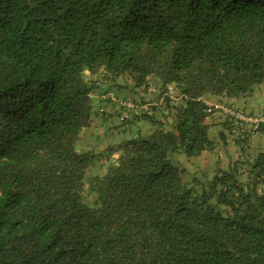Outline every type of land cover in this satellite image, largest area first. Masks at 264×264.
<instances>
[{
	"label": "trees",
	"instance_id": "obj_1",
	"mask_svg": "<svg viewBox=\"0 0 264 264\" xmlns=\"http://www.w3.org/2000/svg\"><path fill=\"white\" fill-rule=\"evenodd\" d=\"M150 76L154 129L86 145L92 94ZM263 87L264 0H0V264H264V123L214 134L207 105Z\"/></svg>",
	"mask_w": 264,
	"mask_h": 264
},
{
	"label": "crops",
	"instance_id": "obj_2",
	"mask_svg": "<svg viewBox=\"0 0 264 264\" xmlns=\"http://www.w3.org/2000/svg\"><path fill=\"white\" fill-rule=\"evenodd\" d=\"M129 82V81H128ZM260 89H256L252 94L248 96H241L235 99H229L228 101L234 103L236 107H242L247 110L256 109L259 111L264 107V95H257L255 93L260 92ZM264 91V87L262 88ZM148 91V92H146ZM262 91V92H263ZM174 92V91H173ZM261 93V92H260ZM156 94V89L154 86L148 87L147 90L135 88L132 84L126 83L125 79L118 78L116 81L105 82L101 88L97 91V93L92 94L94 99L95 108L105 110V116L107 118H102V116L97 115V113L92 116V124L88 129L87 134L83 137L84 143L87 144H96L99 139L106 140L105 145L110 146L116 143H119L127 138L136 136L137 130L146 132L154 129V125H152L148 120H146L143 116L145 113L151 114L153 111L150 105L153 103L149 100L154 98ZM174 94L177 95L175 92ZM258 97L254 101L249 102L248 99L251 97ZM175 100L174 104H180L182 102L181 98H173ZM118 100H131L135 103V107L130 111L131 122L130 125L121 123L119 121V115L121 109L118 104ZM207 100H213L212 98ZM173 102H171L172 104ZM164 105V104H163ZM240 105V106H239ZM146 107V108H145ZM150 108V109H149ZM163 109V107H161ZM149 109V111H147ZM173 110V109H172ZM172 110L165 108L163 112L161 110H157L156 114H159V118L164 121H172ZM221 112H217L212 118L210 122L212 123V133H217L219 131H225L222 124L219 123L221 117ZM226 138L228 141V147H222L221 143L217 144V151L222 155L225 154V149H227V153L238 155L235 152L238 151L237 144L233 141L231 136L226 134ZM218 140V139H217ZM222 149V152L219 149ZM264 148V135L263 136H254L249 141V152L250 154H257ZM107 149V148H106ZM216 152V151H214ZM214 152H206L200 157H195L192 159L191 163H188L185 155L180 154L178 156L179 161L186 166V164H198V160L202 158L208 157V162L206 159L200 163L198 169L203 168L204 165L208 166L214 157ZM223 157V156H222ZM209 163V164H208Z\"/></svg>",
	"mask_w": 264,
	"mask_h": 264
},
{
	"label": "built area",
	"instance_id": "obj_3",
	"mask_svg": "<svg viewBox=\"0 0 264 264\" xmlns=\"http://www.w3.org/2000/svg\"><path fill=\"white\" fill-rule=\"evenodd\" d=\"M118 104L120 107L125 109H131L135 107V103L131 100H118ZM207 105L208 111L211 114L221 111L222 113L233 118L235 122V128L238 133L257 134L261 124L264 123V111H261L256 115H249L223 102H208Z\"/></svg>",
	"mask_w": 264,
	"mask_h": 264
},
{
	"label": "rangeland",
	"instance_id": "obj_4",
	"mask_svg": "<svg viewBox=\"0 0 264 264\" xmlns=\"http://www.w3.org/2000/svg\"><path fill=\"white\" fill-rule=\"evenodd\" d=\"M149 79H150V84L151 85H153L154 86V88L156 89V80L154 81L153 80V76H150L149 77ZM125 81H126V83H130V84H132V80H131V78H129L128 80H126L125 79ZM129 81V82H128ZM133 85V84H132ZM156 86V87H155ZM137 88H139V87H137ZM140 89H144V88H140ZM99 90V88L97 89V91ZM174 91V90H173ZM172 91V93H171V95H172V97L174 98L175 96H176V94H174V92ZM146 92H148V91H146ZM97 93V92H96ZM254 94V93H253ZM255 94H257V95H264V91L263 92H257V93H255ZM172 98V99H173ZM258 99V97H254V96H251L249 99H248V101L249 102H252V101H254L255 99ZM240 106V105H239ZM236 108H239L240 110H242V107H236ZM257 136H260V135H257ZM221 152H222V149L220 148L219 149ZM236 154L238 153V151H236L235 152ZM222 159H223V162L224 163H227L228 161H229V159H228V157H227V155H225V154H223L222 153ZM204 159H206V161L208 162V157H205V158H202L201 160H198V164H196V165H193V164H186V166H187V169L189 170V171H197V170H199L198 169V167H199V165H200V163H202V161L204 160ZM190 163V162H189ZM209 164V163H208ZM105 160H104V162L103 163H101V162H98V164H96V165H94V166H92V168L89 170V172H88V177H90V176H92V175H94V174H98V173H102L103 171H104V168H105ZM207 166L206 165H204L203 166V168H206ZM207 169V168H206Z\"/></svg>",
	"mask_w": 264,
	"mask_h": 264
}]
</instances>
